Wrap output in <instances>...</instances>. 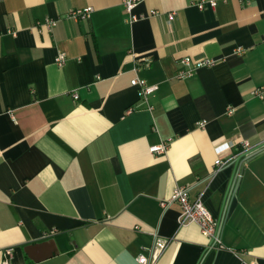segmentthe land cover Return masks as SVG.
<instances>
[{
  "label": "crops",
  "instance_id": "crops-1",
  "mask_svg": "<svg viewBox=\"0 0 264 264\" xmlns=\"http://www.w3.org/2000/svg\"><path fill=\"white\" fill-rule=\"evenodd\" d=\"M135 14L123 0H0V264H139L155 249V264H264V150L242 154L264 144V0ZM191 56L216 64L178 80ZM134 79L158 89L143 98ZM182 187L227 250L162 207Z\"/></svg>",
  "mask_w": 264,
  "mask_h": 264
},
{
  "label": "built area",
  "instance_id": "built-area-1",
  "mask_svg": "<svg viewBox=\"0 0 264 264\" xmlns=\"http://www.w3.org/2000/svg\"><path fill=\"white\" fill-rule=\"evenodd\" d=\"M145 1L147 0H123L124 11L128 15L130 22H136L137 20L140 19V17L137 14H135V9L139 4L144 3ZM210 5L212 8H215L217 4L216 2H211ZM198 7L202 10L205 9V3L204 2L198 3ZM92 12H93L92 8L82 10L81 12L74 11L69 15V17L75 21L87 20L90 18ZM174 15H175L174 13H171L169 15V19L172 20ZM56 26H57V21L53 19H47L44 23V27L49 29V31L53 30ZM66 58H67L66 55L62 53L57 57L56 63L59 66H63L66 62ZM180 63L182 64V66H184V68L178 71V75H177L178 80L188 79L192 77L198 69L203 67H212L216 64V62L212 59L206 57L196 59L193 58L192 56L183 58L180 61ZM131 84L134 87H138V89L140 90V95L143 98L152 95L158 89L157 86H149L145 80H141V79L138 80L134 79ZM252 95L258 97L261 100H264V89H257L252 93ZM77 97L78 95L74 93L73 98L78 99ZM200 127H204V124L201 123ZM242 148H243L242 154L247 158H249L263 151L264 144L258 147H252V145L249 142H243ZM166 151H167L166 145L155 146L151 148V152L157 155H164ZM227 163L228 162L219 159L216 161V166L218 167V170H220L225 165H227ZM240 178L241 175L237 174L233 188L235 185H237V182ZM161 204L162 207L165 209L170 207L172 204H178L181 207V216H179L180 226H187L192 224L197 225L200 228L202 235L209 239V241L211 242V246L213 248L218 250H227L222 240V229H224L223 223L220 220L213 217V215L205 207L201 199H198L196 201L190 200V189L188 187H182L176 189L173 192L172 196L168 200L163 201ZM161 242H162L161 245L165 247L166 243L164 241ZM162 251L163 249L160 250L155 249L152 252L153 260L151 262L149 261V259H147V257L141 256L138 259V263L155 264L158 258L160 257ZM5 264L8 263L6 262ZM252 264H258V263L253 262Z\"/></svg>",
  "mask_w": 264,
  "mask_h": 264
},
{
  "label": "water",
  "instance_id": "water-1",
  "mask_svg": "<svg viewBox=\"0 0 264 264\" xmlns=\"http://www.w3.org/2000/svg\"><path fill=\"white\" fill-rule=\"evenodd\" d=\"M255 156V155H254ZM241 159V158H240ZM240 159H237L236 160V168H235V171L237 172L238 171V169H239V167H240V164H241V160ZM236 186V185H235ZM235 186H234V188H233V190L235 189ZM229 192H230V190H229Z\"/></svg>",
  "mask_w": 264,
  "mask_h": 264
}]
</instances>
